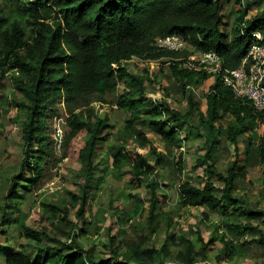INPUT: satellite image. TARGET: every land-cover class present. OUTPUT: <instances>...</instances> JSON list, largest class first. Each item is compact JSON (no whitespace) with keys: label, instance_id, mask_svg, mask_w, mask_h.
Listing matches in <instances>:
<instances>
[{"label":"trees","instance_id":"obj_1","mask_svg":"<svg viewBox=\"0 0 264 264\" xmlns=\"http://www.w3.org/2000/svg\"><path fill=\"white\" fill-rule=\"evenodd\" d=\"M234 5L236 11L228 31L224 30L221 0H0V89L9 75L12 89L19 96L12 107L22 120V158L15 171L10 175L3 172L0 180V236H8V228L13 225L19 246L5 255L0 244L3 255L0 264H195L207 260V250L215 245L213 240L205 242L199 232L190 229L179 230L174 236L170 230H178V223L174 222L178 211L156 213L159 200L156 175L163 153L145 131L137 128L135 123L141 120L169 144L178 138L180 123L189 128L191 135L206 134L209 142L205 140V147H200L204 153L197 156L193 167L201 169L207 181L200 187L191 178L180 179L175 190L179 208L202 207L209 213L227 216L232 212L246 217L249 222L234 226L227 223L226 227L239 233L256 231L258 243L264 245V209L252 208L246 196L233 194L237 179L246 177L247 170L240 162L247 156L241 152L240 144H246L241 141L244 136L250 140L251 122H256L263 132L256 147L248 142L243 151H250L263 165L264 182V112L256 111L247 99L236 97L219 74H213L205 95V110L199 109L193 89L206 81L208 75L203 70L190 71L178 65L182 61L175 60L186 59L187 51L172 52L154 46L157 38L176 34L196 52H214L222 68H238L257 41L253 35L258 33L264 40V8L257 0H234ZM250 9L261 10L249 15ZM132 56L167 65L187 102L183 112L145 99V83L149 79L121 65ZM87 94L95 95L101 105L114 103L125 110L123 126L110 133L113 126L109 120L100 117L95 108L87 107L89 103L83 105ZM63 100L69 108L75 101L78 104L77 109H69L62 153L57 157L55 137L52 138L45 121L59 115L58 105ZM1 112L0 99V117ZM163 114L168 117L162 118ZM195 116L197 122L193 121ZM228 116L231 120L224 121ZM219 122L226 123L224 131L217 129ZM201 125L207 131L205 134L199 132ZM82 133L87 137L77 155L80 167L71 177L77 192L67 191V198L63 199L42 200L36 211L39 220L28 225L24 200L43 179L46 169L67 157L71 143ZM108 135L111 140H106ZM223 136L222 151L227 150L231 160L226 170L220 171L214 164L213 150ZM133 139L138 147L148 146L149 152L145 155L126 150ZM108 158L111 163L104 168L103 160ZM176 167L181 176L182 152L177 156ZM100 171L116 176L127 173L130 189L142 184L147 187V207L138 204L124 217L130 227L131 220L147 211V226L142 228L148 231L145 241L117 240L120 234L127 233L126 226L112 235L106 229L103 234L106 241L99 242V250L80 246L76 232L83 233L87 228L85 213L92 191L99 187ZM247 203L249 213L241 209V204ZM71 210H75L73 223ZM257 219L260 224L253 225L252 221ZM159 223L164 224L158 229ZM63 224L69 225L67 234L62 231V237H52L48 231L66 228ZM99 231L96 228L97 234ZM161 231L166 239L179 245L178 251L173 253L165 243L155 246L154 241L150 242L151 235ZM193 233L198 234V248L194 246ZM218 242L221 247L216 248V262L232 258L233 243L224 232Z\"/></svg>","mask_w":264,"mask_h":264},{"label":"rangeland","instance_id":"obj_2","mask_svg":"<svg viewBox=\"0 0 264 264\" xmlns=\"http://www.w3.org/2000/svg\"><path fill=\"white\" fill-rule=\"evenodd\" d=\"M221 1L224 30L229 31L236 7L234 5V0ZM248 1L252 2L253 0ZM257 1H261L264 8V0ZM260 10L261 9H250L249 15H253ZM123 65H127L126 67L133 74L146 75L147 80L149 79L145 83V99L149 101L151 99L152 102L155 100L158 104L163 103L168 109L182 112L186 109L187 102L181 95V88L170 76V71L167 65H163L160 62L151 66L141 65L138 62H129V64L123 63ZM150 74L152 75L150 76ZM206 79V81L204 80L198 87L193 89V94L199 105L198 108H202V110H205L206 108L205 95L208 92L209 85L213 81V74L208 75ZM18 97V94L12 89L9 75H6L5 81H3L0 89V99L2 104L0 117V180L3 179V176L1 175L3 172L5 173L6 171L9 175L12 174L15 171L14 167L16 168L17 165H19L22 158V120L17 109L12 107L13 102L18 100ZM95 99V95L87 94L83 105L89 103L87 107L95 108L100 117L107 118L109 124L113 126V129L109 130L110 133L113 134L123 126L125 110L118 109L114 103H112V105H101ZM77 104L78 103L75 101L69 108L64 100L61 101L58 105L59 115L45 121L48 131L53 139L54 137L57 139L58 134L60 136L64 135L67 130L66 119L71 115L69 109L76 107ZM74 109H77V107ZM77 111H79V109L75 112ZM167 117L168 115L166 116V114H163L162 118L166 119ZM17 118H19V120H17ZM227 118V121L231 120L229 116L225 117L223 120L226 121ZM193 121L197 122L196 116ZM135 125L137 128L145 131V134L157 146L158 150L163 153V161L161 162L162 164L159 166V171L156 175L159 194L156 213L178 211L179 216L174 218V222L178 223V226H176L178 230H170L172 235L176 236L179 230L188 231L190 229L192 232H199V235L205 242L211 239L213 240L212 243L215 244L207 250V260L195 264H264V245L258 243L259 235L256 231L252 230L245 233H239L234 228L226 227L227 223L234 226L236 224H245L246 222H249V219L243 216H237L232 212H229L227 216H224L220 213H209L202 207L179 208L178 206L175 190L180 179L191 178L193 182L200 187H202L207 181V175L204 173L203 176L201 169L193 167L197 156L204 153L200 147L202 145L205 147V140L209 142V139L205 134V132H207L205 127L201 125L199 128V132L205 134L204 137H196L195 135L189 134V128L184 123H180V134L178 138L175 139L174 143L169 144L158 138L155 133L151 132L152 129L147 126L145 121H138ZM216 126L218 130L223 129L226 126V123L219 122ZM262 132L263 129L261 127L258 128L256 122H251L249 126L250 140L244 136L241 138V141L246 142V144L250 142L256 147L258 137ZM86 137L87 136L82 133L75 138L68 149L67 157L55 163L51 168L48 167L43 179L31 189L30 196L24 200L25 207L23 209V212L27 215L25 220L28 225L39 220L40 216L36 211L40 207V202L42 200H55L60 197L63 199L67 198V191L77 192L78 189L72 187L71 177L80 167L77 162V155L79 149L84 144ZM185 138L187 139L185 140ZM106 140H111V135L106 136ZM185 141L187 142L186 146L183 145ZM224 143L225 138L223 136L220 139L219 146L215 147L213 150V156L216 158L214 164L216 169L220 171H225L228 162L231 160L229 152L227 150L224 152L222 151ZM246 144H240L241 152H243L244 156H247L246 159L240 162V164L245 166L247 170L246 177L244 179H237L236 188L233 191V194L246 196L252 208L264 209L263 165L257 161L254 154L249 153L250 151H247L246 153L243 151ZM178 145L180 147L177 148ZM102 146L98 149L100 156L102 154ZM126 150L133 152L138 151L146 155L149 152V147H138L133 139V141H130L126 146ZM180 152H182L183 166L181 176L178 174L176 167L177 156ZM61 153L62 149H58L55 143L56 156L60 157ZM103 162L104 168H106V166L111 163V158L104 159ZM98 178H101L98 180L99 187L92 191L85 213L88 223L87 228L85 232H76V234L78 235V241L81 247H93L99 250V242L106 241L105 236H103V234H105L104 231L108 229L112 235L116 234L118 229L126 227L127 224L124 222V217L138 204H143L146 208L148 205L146 198L148 196L145 184H142L136 189H130L127 187L129 182V175L127 173L122 176H116L115 174L112 175L109 173V171L103 173L100 171ZM249 204L247 203L248 207H246V204H241V209L244 210L245 213H249ZM110 205L112 208H110ZM74 212L75 210H71V222H74ZM204 212L207 216L203 214ZM146 220L147 211L145 210L143 215L130 221V227L129 225L127 226V233L120 234L117 237V240L120 242L127 241L136 243L145 241L146 237H148V231L142 228L147 226ZM252 222L253 225L260 224L259 219ZM163 224L164 223H159L158 229ZM63 225L66 228L55 227L52 231H46L50 232V235L54 238L62 237V231H65L66 234L69 231V225ZM96 228H100L98 234L96 233ZM8 230V236H0V244L5 248V255L16 251L19 246L18 237L15 234L13 235L12 232L13 225H10ZM223 232L226 237L232 241L234 251L232 258L224 259L218 263L215 260V257L218 254L216 248L219 249L221 247V243L218 242V239L219 235ZM197 235L198 234L193 233L192 237L195 248L199 247ZM152 241H154L155 246H159L163 243L167 244L173 253L180 249L179 245L173 242L170 238L166 239L164 231H161L159 234L151 235L150 242ZM0 263H3V255H0ZM167 264L173 263L168 262Z\"/></svg>","mask_w":264,"mask_h":264},{"label":"built area","instance_id":"obj_3","mask_svg":"<svg viewBox=\"0 0 264 264\" xmlns=\"http://www.w3.org/2000/svg\"><path fill=\"white\" fill-rule=\"evenodd\" d=\"M253 36L257 41L250 46L246 57L236 69H223L214 52L192 53L185 67L195 71L204 70L208 74H221L222 82L236 97L247 99L256 111L264 112V40L258 33ZM162 43L169 50L185 48V42L176 35L166 37ZM57 137L56 147L60 149L63 135L58 134Z\"/></svg>","mask_w":264,"mask_h":264},{"label":"clouds","instance_id":"obj_4","mask_svg":"<svg viewBox=\"0 0 264 264\" xmlns=\"http://www.w3.org/2000/svg\"><path fill=\"white\" fill-rule=\"evenodd\" d=\"M171 36V35H170ZM166 37H168V36H166ZM166 37H161V38H157L156 40H155V42H154V46H156V47H158V48H160V49H165V50H168V51H172V52H185V51H187L188 53H189V55L187 56V58L186 59H184V58H180V59H177V60H175L176 62H180V61H182V62H180V63H178V65H180L182 68H184V69H187V70H190V69H188L187 67H185V65H186V63H187V60H188V57L192 54V53H194V52H196V51H194L193 49H190L189 47H190V45L181 37V36H178V37H180L184 42H185V48L184 49H182V50H169V49H167L166 47H164V45H163V43H162V41L166 38ZM197 53H200V52H197ZM129 62H138L139 64H141V65H153V64H157V63H159V61L158 60H145V59H143V58H139V57H135V56H132L130 59H128V60H125V61H122L121 62V65H123V63H127V64H129ZM167 64H170L169 62L167 63ZM124 66H127V65H124ZM114 68H116V65H114L113 66ZM224 69V68H223ZM190 71H192V70H190ZM195 71V70H194ZM200 71H202V70H200ZM203 72H205L206 74H208L206 71H204L203 70ZM212 74H219V73H212ZM208 75H210V74H208ZM220 75V78H221V74H219ZM225 85V84H224ZM232 91V90H231Z\"/></svg>","mask_w":264,"mask_h":264},{"label":"bare ground","instance_id":"obj_5","mask_svg":"<svg viewBox=\"0 0 264 264\" xmlns=\"http://www.w3.org/2000/svg\"><path fill=\"white\" fill-rule=\"evenodd\" d=\"M172 35H176V34H172ZM176 36H178V35H176Z\"/></svg>","mask_w":264,"mask_h":264}]
</instances>
